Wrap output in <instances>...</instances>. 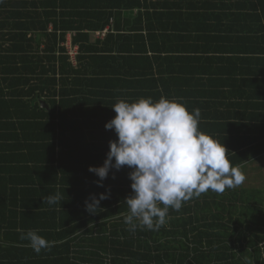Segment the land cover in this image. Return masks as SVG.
Returning <instances> with one entry per match:
<instances>
[{"label": "trees", "instance_id": "16d2710c", "mask_svg": "<svg viewBox=\"0 0 264 264\" xmlns=\"http://www.w3.org/2000/svg\"><path fill=\"white\" fill-rule=\"evenodd\" d=\"M161 96L199 109V129L255 177L130 231L131 169L98 187L88 168L116 139L104 125L119 99ZM260 156L264 0H0V264H264ZM30 229L54 246L37 254Z\"/></svg>", "mask_w": 264, "mask_h": 264}, {"label": "clouds", "instance_id": "9594fccd", "mask_svg": "<svg viewBox=\"0 0 264 264\" xmlns=\"http://www.w3.org/2000/svg\"><path fill=\"white\" fill-rule=\"evenodd\" d=\"M111 108L115 116L104 127L114 131L116 139L109 141L102 165L89 166L88 171L103 187L110 171L131 169L132 194L124 200L129 209L124 223L130 231L138 227L158 231L167 222L170 208L179 211L193 197L209 190L223 193L246 180L240 167L231 164L222 140L199 129V109L189 112L177 98L164 96L155 102L151 97L132 103L119 99ZM107 198V192L98 198L92 195L85 202L86 211L95 214ZM45 200L49 205L62 202L60 193ZM20 239L27 240L37 254L55 243L32 229L22 232Z\"/></svg>", "mask_w": 264, "mask_h": 264}, {"label": "rangeland", "instance_id": "374dc122", "mask_svg": "<svg viewBox=\"0 0 264 264\" xmlns=\"http://www.w3.org/2000/svg\"><path fill=\"white\" fill-rule=\"evenodd\" d=\"M71 51L74 52L75 49L72 48ZM72 55H73V53H72ZM262 160H264V156H260V157H258L257 160L254 162V165H255V166H256V165H260V164L262 163ZM243 173L245 174L246 177H247V176L250 177V178H251L252 176L255 177V175H254L255 171H253V169H251V174H249V173H250L249 171H248V172H243Z\"/></svg>", "mask_w": 264, "mask_h": 264}, {"label": "built area", "instance_id": "2783aa9c", "mask_svg": "<svg viewBox=\"0 0 264 264\" xmlns=\"http://www.w3.org/2000/svg\"><path fill=\"white\" fill-rule=\"evenodd\" d=\"M68 51H69V54H70V56H71V57H73V56H74V54H75V51H74V52H72V51H71V49H70V47H68ZM72 53H73V55H72Z\"/></svg>", "mask_w": 264, "mask_h": 264}, {"label": "crops", "instance_id": "0c3cea01", "mask_svg": "<svg viewBox=\"0 0 264 264\" xmlns=\"http://www.w3.org/2000/svg\"><path fill=\"white\" fill-rule=\"evenodd\" d=\"M69 39H70V34H67V47H69Z\"/></svg>", "mask_w": 264, "mask_h": 264}]
</instances>
